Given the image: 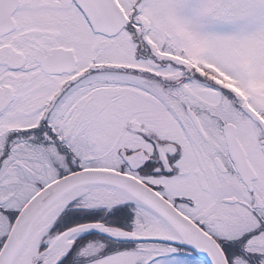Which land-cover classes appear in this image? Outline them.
<instances>
[{"label": "snow or ice", "instance_id": "obj_1", "mask_svg": "<svg viewBox=\"0 0 264 264\" xmlns=\"http://www.w3.org/2000/svg\"><path fill=\"white\" fill-rule=\"evenodd\" d=\"M0 264H264V0H0Z\"/></svg>", "mask_w": 264, "mask_h": 264}]
</instances>
